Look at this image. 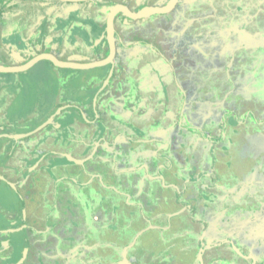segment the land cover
Segmentation results:
<instances>
[{
  "label": "flooded vegetation",
  "instance_id": "1",
  "mask_svg": "<svg viewBox=\"0 0 264 264\" xmlns=\"http://www.w3.org/2000/svg\"><path fill=\"white\" fill-rule=\"evenodd\" d=\"M103 1L101 8L105 4L112 7L121 3L130 11L136 12L146 6H166L170 0ZM237 1L176 0L169 12L150 15L142 20L125 21V18L118 14L113 22L112 65L73 70L57 67L49 61H40L26 71L0 73V78L3 80L0 90L4 91L0 96V159H16L21 156L22 159L46 157L67 159L73 154L74 138L79 139L84 148L88 144L85 140L88 138V127L95 128L99 134L102 132L97 127H103L106 122L111 124L110 127L128 129L127 126L123 127V124H119L124 121L111 123L110 119H107L104 122V118H110L106 114H110L113 118L116 117L115 115L119 116L115 112L120 113L119 111L126 109L145 114L150 108L155 112H162V100H168L166 95L170 96L172 93L168 90L170 86L172 85L177 91L180 90L181 84L186 86L185 81L183 83L180 78L185 80L188 76L185 74L189 72L182 66L189 61L195 67L190 74L191 83L196 89L203 92L210 90L213 95L220 90L229 92L230 95L233 90L232 82L227 79L222 78L223 84L218 87L217 80L212 77L206 82L197 78L200 74H204L200 73L202 62L215 66L216 62H223L226 57L227 62L234 63V60H237L238 65L263 62L264 71V41H260L264 38V0ZM95 2L97 0L83 2L0 0V64L5 67H20L40 53H50L61 62L78 64L105 59L109 51V41L105 34L108 10L105 16L94 17V22L90 25L86 22L80 23V34H77L73 24L74 16L85 21L92 17L88 8L81 7L76 13L74 10L82 4H88L89 7ZM231 4L235 7L239 6V9L232 8ZM248 8L253 9L257 17L250 16L246 10ZM127 24L133 25V28L130 29V35L128 34L129 39L122 40L120 28ZM245 38L260 41L263 46L256 48L243 45ZM118 58H121L120 62ZM176 65H182L184 72H177ZM232 72L234 71H230L228 66L223 69L224 74L232 76ZM244 75L246 73H243ZM231 78L237 77L234 75ZM32 80H35V87H32ZM263 111L264 109L260 108V112ZM9 112L13 119H9ZM248 112L246 115L250 121L256 122L255 112L250 109ZM229 114L233 119L235 118L234 113ZM140 116L133 115L131 120L128 118L127 124L132 128L128 142L149 144L148 147H151L156 164L154 167L151 164V167L146 168L140 161L137 166L134 162L132 168L135 172L136 170L141 172V175L144 172V176L148 175L145 171H149L151 175L149 169L157 173L161 178L154 175L147 177L146 180L151 182L149 189L152 188V183L157 181L158 183H154V187L157 188L155 191L171 192V197L167 196L166 200L161 202L158 199L154 202L150 201L151 207L143 211L137 210L134 204L128 203L134 201L133 196L138 192L131 194L122 188V186H131L122 182L123 179L125 181L130 179L129 173L122 164L130 165L135 156L133 153L126 154L127 157L126 155L122 157L119 153V157L116 154L110 160L102 159L101 162H96L95 170L85 171L84 177L81 176L84 181L76 183L78 178L68 176L66 192L73 194L69 182L73 183L77 189L74 194L77 201L65 203L63 205L65 207H60L65 213L66 238L68 237L65 248L66 259L63 264H181L182 258L178 257L177 253L182 251L191 253L189 264H264V231L261 233L263 237L261 243H257L259 240L254 239V236L258 235L256 227L251 234V241L245 228L249 221L254 220L250 219L238 225V221L232 219V206L250 204L253 206L246 197L234 199V196L240 193L238 182L234 183L238 185L235 192L231 194L227 190L236 177L227 175L232 162L226 156L231 159L232 155L228 151L230 146L222 145V141L224 132L228 135L236 134V129L232 130L229 124L233 122L226 123L220 120V127H217L219 135L210 140L204 136L202 130L188 124L184 125L185 132L179 134L183 122L178 120L179 124L176 123V129L180 128L178 132L175 129L174 132L171 129L168 132L169 135L178 133L183 137L185 142L177 144V142L168 143L167 134L163 135L162 141L156 135L153 140L152 137L146 136L149 131H143L134 124ZM119 128L117 132L108 129L104 134L106 136L115 132L120 134ZM13 129H23V132ZM46 131L51 137L43 135ZM21 133L35 135L38 141H34V144L42 148L34 147L32 150L37 149L36 151H30L28 147L21 149L23 140L9 138ZM58 133H60L58 138L61 137L59 144L57 137L54 138ZM190 133L198 135L197 137L201 139L199 144L197 141L193 143ZM232 136L235 137V135L229 137V145ZM41 137L46 140H42ZM96 146L91 148L93 154L97 151ZM129 146L131 147L126 145L128 149ZM43 149L47 151L42 152ZM195 149L201 151V156L207 159L205 164L199 161L200 155ZM37 153L42 155H36ZM189 154L190 159L187 158ZM219 156H223L221 161L218 159ZM77 158L84 159L78 156ZM202 164L204 167L210 166L207 167L209 174H206L203 168H198ZM222 169L225 174H222ZM195 172L206 178L203 190L198 192L192 188V181H187L188 175ZM168 177L175 181L171 182ZM2 178L1 181L9 184L5 176ZM178 181L182 182L186 189L175 196L173 190ZM138 183L136 179V184L133 186L136 191L145 187ZM148 194H153V191ZM246 195L249 196V193ZM107 197L111 199H106ZM255 203L254 208H257L255 210L262 212L264 200L257 199ZM37 204L39 202H36ZM159 205H165L166 209L162 210L163 207ZM169 206L173 209L170 210ZM48 208H50L49 213L54 212L52 205ZM36 210H40V206ZM45 211L47 213L48 210L42 212ZM125 212H128V215ZM14 213H16L14 218L16 217L20 224L12 230L7 228L5 231L9 233L2 231L3 234L12 237L11 247L13 246L14 250L16 246L24 245L27 240L31 242L33 236L36 242L32 251L37 256L43 237L36 239L35 236L41 232L42 221L45 222L44 225L48 221L54 224L57 219L61 220L62 215L56 216L55 211L53 219L50 220H46L50 215L33 216L37 220L36 223L34 219L31 220L30 214L29 216L25 214L24 218L22 211L19 213L16 209ZM120 222L128 223L123 229L124 235H137L142 231L143 228L137 230L131 224L136 222L146 224L149 227L147 236L140 237L135 246L133 244L135 237H127L126 240V237H122ZM61 236L53 234L49 238L55 237L59 240ZM50 246L49 254L58 259L57 254L63 250L57 246V243H52ZM24 250L23 247L22 255ZM35 262L39 264L37 259Z\"/></svg>",
  "mask_w": 264,
  "mask_h": 264
},
{
  "label": "crops",
  "instance_id": "2",
  "mask_svg": "<svg viewBox=\"0 0 264 264\" xmlns=\"http://www.w3.org/2000/svg\"><path fill=\"white\" fill-rule=\"evenodd\" d=\"M240 6H243V4H240ZM246 10H248L247 12L250 16L257 17V14L253 13V9L248 8ZM132 26L133 25L131 24L130 25L127 24L125 27H123L120 33V36L123 35L122 34L123 31H126L125 33L130 35V29ZM128 36L127 37L124 36V39H122L121 37V39L128 40ZM260 41L263 42L264 38L263 40H260ZM260 41H256L255 39L245 38L243 41V45H248V47L253 46L257 48V47L263 46L262 45L263 43H261ZM181 66L182 65L180 66L176 65L177 72H184L182 67L184 69H187V71L189 72L188 74L187 73L185 74V75H188L189 78L188 76L185 77L186 78L185 80L183 78H180L183 83L185 81L186 86H184V84H181L180 90L178 91L177 89L172 87V85L170 86L168 90L169 92L172 91V93L170 94V96L166 95L168 100L166 99L162 100L163 102L162 112H155L153 109L150 108L149 111H147L144 114V112L141 113L137 110L126 109L124 111H119L120 113L115 112V114H119V116L114 114L116 117H113L112 119L104 118V122H106L107 119H110L111 123L112 121H114V123H119L120 121H124L125 123L121 122L119 124H123L124 125L123 127L125 126L128 127L127 129L128 132H125L127 130H124L122 128L121 131H118L119 133H122V136L120 134H117L115 137L116 139H118V142L120 143L125 142L126 145H133L134 149L132 153L135 156L133 157L132 163L130 165H127L128 167H131V168L134 162L137 166L138 164H140L139 163L140 161L142 162V165H144L146 168H149V166L151 167V164H153V167H154V165L156 164L151 147L150 146L148 147L149 144H145V143L137 144V143L127 142L128 137H130V134H132L131 133L132 128L129 127V125L127 124V121H129V119L131 120V117L133 115H136V116L141 115L134 122V124L140 129H143V131H149V134L146 136L152 137V140L154 136L156 135L157 137H160L162 141L164 139L163 135L167 134V137L168 136L169 137L167 138L166 141H168V143L177 142V144L182 143V141H184L183 137L179 136V134H182L183 132H185V130L183 129L185 127L184 126L185 124H188V126L196 127L202 130V132L204 133V136H206L207 138L211 140V139H215L219 135L217 134L218 132L217 127H220V120H224L226 123L233 122L229 124L232 130L236 129V134H231V135H235V137L234 136L231 137V145L228 144L230 141L229 140L230 139L229 137L231 136L230 134L228 135L227 133L224 132L225 134L224 140L222 141V145H226V147L227 145L230 146L228 148V151H230L232 155L231 159L228 158V156H226L227 159L231 160L232 162V165L229 169V173H227V175L231 174L233 177H236V180H237V181L236 180L232 181L230 186L227 188V190L230 191L231 194L232 192H235L238 185L234 183L238 182V184H240V189H239L240 193L238 192V195L234 196L235 197L234 199L237 200L240 197H246L247 200L248 199L250 200L249 202L252 203L253 206L251 204L248 206L246 205L245 206L241 205L237 207L232 206L231 207V210L233 212L232 219L237 220L238 225L239 223H242V222L245 223L246 221H249L250 219L254 220L252 222L249 221L248 224H246L245 230H246V233L250 235L248 238L249 240H251L252 239L251 234L257 227L258 230L256 231V233L258 232V235H255V234L253 235H255L254 239L259 240L257 241V243L259 242L261 243V240L263 238L261 233L262 231H264V210H262V212L257 211L255 210L257 208H254V207L256 206L255 202L257 201V199L264 200V121H263L264 111L260 112V108L264 109V74L261 75L262 73H264V71L262 70L263 62L262 64H259V63L255 64L253 62L250 65H248V63H245V65H238V66L234 65V68L232 69V71H234L232 72L233 73L232 76L223 74V76H225L223 77L224 79H227L228 81L232 82V88H233L231 92L232 95L231 94L229 95V92H222L220 90L217 91V94L213 95V92H211L210 90L208 92L207 91L203 92L202 90L196 89V86H194V84L191 83L192 77L190 74L192 70L194 71V68H195L194 64H190V61H189L188 63H186V65H183L182 67ZM39 68H40V65H39ZM236 68L239 69V71H237ZM215 70L216 69H212L210 67L208 68V71H205V72L200 70V73H204L206 75L200 74L197 80H202L203 82H206L211 77L214 80L215 79L217 80L218 78L217 75H214ZM243 73H246V75L243 76ZM207 74L209 76H207ZM234 75L237 78L232 79L231 77H234ZM219 80L223 82L221 78ZM221 82L218 81L217 85L218 83L220 84ZM222 84L223 83H221V85H218V87H221ZM180 94L183 95V98L180 96ZM181 103H183V106H181ZM248 109L255 112L254 116H255L256 122L253 123L252 121H250L249 117H247L246 113L247 114L249 113ZM229 113H234L233 115L235 118L233 119V117ZM156 114H157V117L155 116ZM9 116H10L9 119L14 118V117L12 118V114H10ZM117 117L120 119H118ZM154 119L159 120V121L154 122L153 121ZM177 121L183 122V124L181 125L182 130L179 131V134L177 133L174 135H169L168 134L169 129H171L173 132H174V129L177 132L180 129L179 127H178V130L176 129L177 128L176 123H178ZM80 124L83 125L82 122H80ZM110 125L111 124H109L107 127H110ZM170 126H172V128ZM112 128H115V127L112 126ZM46 129L47 128H44V130ZM214 129L216 130V132ZM21 132H23V129L21 130ZM159 134L160 136H158ZM190 134L192 135V133ZM197 136L198 135H192V138H193L192 141L193 143L197 141L199 144L201 139H199ZM16 140H23V142H26L28 144H32V146H35L36 144H34V141H38V138L35 135H27L23 138H19ZM140 149L143 151L140 152L139 151ZM195 151L199 152V155H200L199 161H202L205 164V161H207V159H205L204 156H201V151H197L196 149ZM119 153L121 152H118V154ZM121 155L122 157H124L126 153L124 155L121 153ZM188 156H191V155L190 154L187 155V158H189ZM21 157H18L16 159L10 158V160H12L11 164L17 168L19 166L22 167ZM222 157L223 156L218 157L219 161H221ZM68 158L70 160L72 159L70 156ZM32 161L24 163V167L22 168L24 171L23 173L25 174V171L27 170V173L28 175H30V177L36 174V170L39 167L38 161H34V159ZM246 164L248 165H247V168L245 169L244 167L246 166ZM124 165L125 164H122V166ZM207 167L209 168L210 166H207ZM207 167H204L203 164L202 166L200 165L198 166V168H203L206 174H209L210 171L208 170ZM149 170L151 171V175L149 171H145V173L148 172V175L144 176V172H143L142 177L144 179L141 178L138 183V185L145 186L144 188L137 190V191L133 188L134 184H136L137 178H135L136 176L131 175L132 172H129L130 181L128 183L131 186L130 187L122 186L124 191H126L127 193L133 194L134 192H138L137 195L133 196L134 201L128 202V203L134 204L136 208L144 209V210H147L148 207H151V204H152L151 202H154V200L158 199L161 202L162 200H166L167 196H169L170 198L172 195L171 192H167V191H164V192L155 191L157 188L154 187V183H158L157 181L152 183L153 186L151 189H149L148 186L151 184V182H148V180H146L147 177L149 176L151 177L154 175V177L161 178V176H158L157 173H154L151 169ZM137 171L138 170H136V172ZM225 173L226 172H224V169H222V174H225ZM245 173H246V176H244ZM0 176L1 177L5 176L4 172H2L1 170H0ZM46 176H48L46 179L44 177H40L34 180H31L32 178L31 177L29 179L32 185L31 187H23L25 182L19 181V179L17 181L8 180L5 177L8 180L9 184L4 183V181H1L0 179V185L5 187L3 189L5 193L8 190V186L9 185L12 186L13 191H10L9 193L7 192L6 194L10 195L11 198L13 199V203L11 204V206H13V209H14V206H16V209L19 211V213H21L22 211L24 218H25V214L29 216V214L32 213V210H31L32 208L35 211L36 209L35 206L36 207L39 206V204L36 205V202L39 201L40 199L39 194H42V193L45 194L46 196L49 195L47 197L48 203H44V204L52 205V207H54L55 204H58V202H64L68 204L70 202L75 203V201H77V197L76 195H74L76 194L77 189L75 186H73V183L71 182H69V184L72 185L71 192H73V194H70V193L61 194L60 193L59 187L63 186V184L61 183V180L63 178L60 177L61 173L58 170L53 169V171L49 175H46ZM50 176H53L52 179L49 178ZM223 177L225 178V176ZM36 178H37V175H36ZM168 178L170 179L171 182L175 181V180H172L170 177ZM202 178L203 176H200V174L195 172V173H191V175L190 174L188 175L187 181L188 180L192 181V185H191L192 188L196 189V191L198 192L199 190H203L202 187H203L204 181L206 180L205 177L203 179ZM80 181H84V179ZM34 183H35V186H34ZM64 186L67 189L66 184ZM47 187L52 188V192L51 191L49 192V189L46 190ZM184 189H186V187L183 185L182 182L178 181L176 182V187L174 188L173 193H175V196H176L177 193L179 192L181 193L182 190ZM28 190H32L36 192L34 195L33 201H30V202L25 198V193ZM150 191H153V194H148ZM246 193H249V196H247ZM60 195L64 196L61 198V201L56 199V197ZM26 201H28V204L26 203ZM39 203H41V201H39ZM3 207H6V209ZM185 208L187 207H184V209ZM10 209L12 208H9L5 205L3 206V203H1L0 205L1 213L0 214L2 217H4L5 220H7L5 221V223L9 224L8 225L9 227L6 225L5 228H11L12 230L16 228L20 224V222L18 219H16V217L14 218L16 213L13 212L9 214L7 212ZM33 215L31 218L32 221L34 219ZM53 217L54 215L49 216L46 220L53 219ZM2 222H4V220L3 218L0 217V223L2 224ZM233 222L234 220H232V223ZM2 228L4 227H0V244H1L3 236L5 235L3 234L4 232H2L3 230H1ZM40 233H45V232H38L37 235L35 236L36 239L40 238V235H39ZM31 239H32L31 242L27 240L24 245L16 246L15 251L17 253L13 257H11L9 261H7L4 264H17V263L21 264L19 262L23 259L25 261L23 260L22 264H26L25 262H28L31 259V257H33L34 255V252L32 250L34 249V246H35L33 244V241L35 240L33 236H31ZM23 247L25 248L24 258L21 257L22 256L21 251ZM4 248L2 246L0 247V253L3 251Z\"/></svg>",
  "mask_w": 264,
  "mask_h": 264
},
{
  "label": "rangeland",
  "instance_id": "3",
  "mask_svg": "<svg viewBox=\"0 0 264 264\" xmlns=\"http://www.w3.org/2000/svg\"><path fill=\"white\" fill-rule=\"evenodd\" d=\"M232 2H238L237 0H231ZM103 0H97V2L93 3V4H90V6L88 7L87 5L88 4H82L80 6L77 7L76 10H74V12L76 13L81 7L83 8H88V11L90 12L89 14L92 15V17H89L88 20H81L80 18H78V16H74V20H73V24H74V28H75V31L77 32V34H80V23H83L85 24H92L91 22H94V17L96 18H100L99 16L102 15V16H105L106 15V11L108 9L109 6H107L105 4V6H103V8H101V5H103ZM108 4V3H107ZM107 6V7H106ZM231 7L232 8H236V9H239V6H234L231 4ZM100 8V9H99ZM94 14V15H93ZM124 24V23H123ZM135 24V23H133ZM137 25V24H135ZM123 28H120V33L122 31ZM126 31H123L122 32V39H124V36H128L127 33H125ZM128 39H129V36H128ZM263 49V48H261ZM121 53V52H120ZM123 54V53H121ZM127 54L129 55V53L127 52ZM121 56V55H120ZM119 56V57H120ZM121 58H118V62H120ZM227 57L226 59L223 61V62H216L215 63V66L212 65V64H209V63H204L202 62L200 64L201 66V71H208V68H212V69H216L215 72H214V75H217V82H221V80H219L220 78L222 79L223 77V69L225 66H228L229 70L232 71V69L234 68V65H238V61L237 60H234V63H229L227 62ZM237 69V68H236ZM239 70V69H237ZM123 71V70H122ZM79 76V75H78ZM76 77V76H75ZM91 77V75H90ZM74 78V77H73ZM2 79L0 78V85L2 83ZM34 82L35 80L31 81L32 83V87H35L34 86ZM219 84V83H218ZM218 86V85H217ZM27 87V86H26ZM25 88V86H24ZM1 89V88H0ZM1 92L3 94V89L0 90V96H1ZM10 92V91H9ZM224 92V91H222ZM10 114V112H9ZM108 117H110V119H112V116L110 114H106ZM80 123V122H79ZM107 124H103L104 126L103 127H97L98 130H100V132L102 133H98L97 130L95 128H92V127H88V138H83L85 140L88 141V144L86 145V147L84 148V145L82 146L81 145V141L79 139H73V149H72V153L70 155V157L72 159H75L77 161H80L82 162L81 164L80 163H73L70 159H65V158H56V159H49V158H40V159H37V158H25V159H21L22 160V167H15L11 164L12 160L10 159H0V170L2 172H4L5 174V177L8 179V180H18L19 181H23L25 182V184L23 185V187H31V182H30V178L31 180H34V179H38L40 177H44L45 179L48 177L46 175H49L53 169L55 170H58L60 173H61V176L63 179L61 180V183L63 184V186L59 187V190H60V193L61 194H67L66 192V188H65V184H67V180L68 179V176H71L72 178H78L79 180L76 181V183H78L80 180H82L81 176L83 175L84 177V173L85 171H93V169L95 170L96 169V162H101L102 159H112L111 157H114L116 156L117 154V157H119L118 155V152H121L123 155L126 153V154H130L132 153L134 147L133 145H131V147L129 146V149L128 147H126V144L125 142H118V139H116V132H117V129L119 128L118 126H114L115 128H112V127H107L109 124L108 122H106ZM128 128V127H127ZM108 129H113V131L115 130L116 132L113 134V133H110L109 135L110 136H106L104 133L108 130ZM14 131H19V130H22V129H13ZM122 128L120 129L119 128V131H121ZM127 132V131H125ZM75 133V131H74ZM43 135H50V133L48 131L45 132V134ZM60 135V133H58L56 136H54V138L57 137V144H59L61 141V137L58 138V136ZM120 135L122 136V133H120ZM46 137V136H45ZM51 137V135L49 136ZM42 140H46L44 138L41 137ZM129 141V137L127 139V142ZM21 143V142H20ZM23 144V145H22ZM22 144H19L22 145V147H20L21 149H27V147L30 149V151H36V150H32L33 148L32 147H35V148H38V149H41L42 147H38V145L36 144L35 146H32V144H30V146H28V143L26 142H23ZM97 145V146H96ZM81 146H82V149H81ZM96 146V153L93 154L92 151H91V148L92 147H95ZM127 148V149H125ZM42 152L43 151H47V149H43L41 150ZM141 151V149L139 150ZM36 155H42L37 153ZM80 157V158H84V159H79L77 158ZM128 155H126L127 157ZM29 157V156H28ZM31 159V160H29ZM34 159V161H38L39 163V167L37 168L36 170V174L35 175H32L30 177V175H28L27 173V170L25 171V174L23 173V167H24V163L26 162H30ZM33 162V161H32ZM108 164V162H106ZM109 165V164H108ZM128 164H125L124 166H122L124 169H126V172H132L131 175H134L136 176L135 178L138 179V181L142 178V175H141V172H135V169L134 168H130L127 166ZM128 167V169L126 168ZM28 168V167H27ZM140 173V174H139ZM36 175H37V178H36ZM35 176V177H34ZM53 176H50L49 178L52 179ZM28 179V180H27ZM102 179V178H101ZM29 181V182H28ZM130 181V179H129ZM129 181H125V179H123L122 182H125V183H129ZM34 186H35V183H34ZM5 187H3L2 185H0V205L1 203H3V206H7L9 208H12L10 210H8L7 212L9 214L15 212L16 210V206H14V209H13V206H11V204L13 203V199L11 198L10 195H7L6 193L10 192V191H13V188L12 186H8V190L6 191V193L4 192V189ZM49 189V192L51 191L52 192V188H46V190ZM91 192V189L89 191V193ZM36 192L32 191V190H28L26 191L25 193V198L30 202V201H33V198H34V195H35ZM49 196V195H48ZM45 194H39V201H41V203H39V206H40V210H36L34 211L33 208L31 209L32 210V213L30 215H34L33 216H46V215H50L52 216L53 213L56 211V213H54L56 216H60V214L62 215L61 216V220L58 221L59 219L56 220V222L54 224H52L53 222L50 223V221L46 222V226L44 225V221H42L41 223V232H45V233H40V238L41 237H46V239H43L40 241V252L38 253V255H33V257H31V259L28 261V262H25L26 264H36V259H37V262L39 264H63L65 263V259H66V254H65V248H66V245H67V242L66 240L68 239V237L66 238V231H65V228H66V221H65V213L64 211L60 210V207H65L63 205H65L64 202H58V204H55L54 207H53V211L54 212H50V208L49 207V204L45 205L44 203H48L47 201V197ZM62 197V195L56 197L57 200H60ZM106 199H111V197H107ZM28 201H26V203L28 204ZM37 201V202H39ZM46 201V202H44ZM62 204V206H61ZM45 206H47L45 208ZM165 205H161V207H163L162 210L166 209L164 207ZM6 209V207H3ZM35 208H37L35 206ZM169 208H171L170 210H172V206H169ZM48 210L47 213L45 211V213H43L42 211L43 210ZM137 210H141L143 211L144 209H139V208H136ZM123 210V209H122ZM42 212V213H41ZM1 213V212H0ZM125 214L128 215V212H125ZM140 214V213H139ZM138 214V215H139ZM136 215V214H135ZM0 217L2 218L1 214H0ZM10 219V218H9ZM3 220L4 222H2V224L0 225V227H4L2 228L1 230L5 231L7 228H5V226L9 225L7 223H5V220L4 217H3ZM37 223V220L34 219ZM54 221V220H53ZM51 224V225H49ZM107 224V222H106ZM110 224V222L108 223ZM111 225H112V222H111ZM144 224V223H133L131 224L132 227L134 228H137V230L142 229V231L140 232V234H137V235H133V234H129V235H124L123 234V229L126 228L128 226V223L127 222H120L119 223V226H120V229H121V233H122V237H126L125 240L127 239V237H135V241L133 242V244L136 246L139 242V238L140 237H146V233H148L149 231V227ZM145 226V227H144ZM9 227V226H8ZM30 227L32 228V224L30 225ZM33 227H34V224H33ZM30 231V230H29ZM151 231V230H150ZM31 232V231H30ZM139 233V232H138ZM43 234H47L49 236H52L53 234H56V235H62L61 238L59 240H57L58 238H55V237H51L49 238V236H45ZM57 240V242H56ZM129 240V239H128ZM127 240V241H128ZM11 241H12V237L10 236H6L4 235L3 238H2V241H1V246L4 248L3 251L0 253V264H4L6 263L7 261H9V259L11 257H13L17 252L12 249L11 247ZM8 243L9 246H6ZM35 243V241H33V244ZM52 243H57V246L63 250L60 254H57L59 256H57L58 259L56 258H53L52 255L50 256L49 255V252H48V248L51 247L50 245ZM131 245V243H130ZM0 246V247H1ZM177 256L182 258L181 260V264H189L190 263V257H191V253H186L185 251H182V252H179L177 253ZM52 257V258H51ZM22 258H24V254L22 255ZM51 258V259H50ZM15 259V258H14ZM24 260V259H23ZM27 260V259H26ZM25 261V260H24ZM22 264V263H21Z\"/></svg>",
  "mask_w": 264,
  "mask_h": 264
},
{
  "label": "water",
  "instance_id": "4",
  "mask_svg": "<svg viewBox=\"0 0 264 264\" xmlns=\"http://www.w3.org/2000/svg\"><path fill=\"white\" fill-rule=\"evenodd\" d=\"M70 2H83L88 0H68ZM176 0H170L169 3L166 6L163 7H142L136 12L130 11V9L125 6L124 4L118 3L113 5L112 7H108V12L106 15V26H105V34L106 39L109 41V51L107 54V57L105 59H102L97 62H91L86 64H78V63H71V62H61L57 60L52 54L50 53H40L39 55L35 56L34 58L30 59L28 62H26L24 65L20 67H5L4 65L0 64V73H6V72H21L26 71L29 68H31L34 64L40 62V61H49L53 65L60 67V68H69L73 70H86V69H93V68H101L107 65L113 64V57H114V43L112 35L114 33V27L113 22L115 17L118 14H121L126 20H142L145 17H148L150 15L155 14H164L169 12L172 7L174 6ZM30 134H17L14 136H9V138H12L14 140L23 138ZM69 159V158H67ZM73 163H82L80 161H77L75 159L71 160ZM0 179L3 180V178L0 176ZM7 233L8 231H4ZM9 233V232H8ZM23 260H21L19 263H22ZM18 264V263H17Z\"/></svg>",
  "mask_w": 264,
  "mask_h": 264
}]
</instances>
